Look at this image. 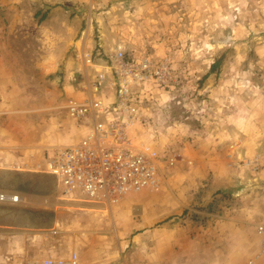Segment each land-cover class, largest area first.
Wrapping results in <instances>:
<instances>
[{
  "label": "rangeland",
  "instance_id": "obj_1",
  "mask_svg": "<svg viewBox=\"0 0 264 264\" xmlns=\"http://www.w3.org/2000/svg\"><path fill=\"white\" fill-rule=\"evenodd\" d=\"M54 10L61 11L63 16L58 19L70 25L72 18L67 16L68 12L81 11L78 18L83 26L82 32L75 34L73 40L70 39L73 46L60 54L61 57H51L53 51L50 49L47 60L51 57L50 60L59 63L47 62L42 66L28 64V57L36 58L33 55L40 50L37 43L42 40L43 34L41 28L37 27L44 23L52 26L58 22L52 21L51 13ZM0 11V35L4 27L14 24L16 17L22 24L26 21L30 28L27 33L17 34L27 41L19 57L15 52L5 53L0 49V76H18L12 82L0 77V154L11 152L21 158L0 161L5 168H29L16 163L22 164L27 158H30V163H36L43 157L48 135H52L57 128L58 132L64 133L77 128L60 106L75 91L81 93L84 76H95V72L102 70L103 66L111 65L112 56L119 48L133 59L149 56L157 61L168 60L176 76V81L165 90L148 88L146 94L155 96V102L148 100L149 95H142V109L152 104V107H158V112H150V118L142 115L132 131L135 147L147 144L158 152L159 173L164 188L166 178L175 176L171 170L176 167L181 168L183 174L186 171L189 174L190 169L200 170L197 166L201 163L195 166L194 163L179 160L180 150L184 148L177 149L178 146L171 143L175 136L184 137L188 132L195 131V137L199 136L211 115V120L216 121L225 117L224 120L229 122L233 120L234 114L236 119H241L240 132H234L232 126L229 128L226 125L230 131L227 136L230 137L226 139L224 148L231 154L234 151L231 150L232 142L236 140L238 145L234 144V147L240 146V153L251 152L264 157V0H0ZM43 14H47L45 20L41 17ZM68 38L69 34L63 31L46 32V40L51 47H57L60 39L65 42ZM81 40L86 41V52L93 57L94 66L85 62L87 69L79 58L81 52L75 46ZM9 44L7 42V46ZM221 55L224 57L211 76L223 77L204 82L202 76H208L212 63ZM18 59L20 62H17ZM21 60H25V64ZM22 74L28 75L27 80L21 79ZM11 83L17 85L18 89L13 88ZM209 85L216 89L214 97L208 96L211 94L207 91ZM102 96L108 102L114 100L110 87L103 91ZM217 110L218 114L215 113ZM144 120L148 124H144ZM184 127H188L187 133ZM246 139L251 141L244 143ZM51 140L54 142V138ZM76 141L74 135L62 136L61 141L57 140L65 147L77 145ZM245 162L247 158L238 160L237 164L244 166ZM40 165H34L40 172L32 176L7 171L0 174V192L16 191L23 197H26L23 191L34 192L39 196L46 194L47 202L56 206L64 205L59 201L62 199L78 203L76 206L79 207L91 206L87 199L78 194L61 196L62 199H58V195L52 196L51 187L57 185L56 181L42 174ZM260 167L264 171V163ZM244 176H250L249 172L241 177ZM190 177L172 179L175 184L172 200L166 199L167 207L163 209L164 215L161 217L167 218L163 222L172 219L168 225H172L174 232L180 229L177 232L182 238L190 236L192 248L196 250L190 258L193 264H243L246 260L247 264H264L260 238L257 260L250 261L249 248L252 246L249 241L236 246L235 250L232 243L224 239L233 225L225 228L220 224L219 217L223 216L224 208L230 213L237 211L242 204L240 197L220 195L218 198V193L209 196L207 192L213 184L212 178L200 180L202 184L195 193L189 192V186L185 189L184 186L191 182ZM246 178L241 179L246 181ZM249 182H254L253 177ZM260 194L257 198L252 197L253 202H250L257 203V207L262 209L264 194ZM29 197L46 200L32 195ZM155 197L134 193L116 206L99 205L97 214L100 219L106 218L108 224H99L97 233L106 232L102 230V227H106L109 233L114 234L113 250L118 255L115 264L154 263V231L159 224L155 208L158 200ZM257 209L254 210L255 219L259 221H253L252 227H246L249 236L254 231L258 235V223L264 219V212ZM60 215L59 230L74 234L75 237L80 232L79 224L75 220L73 225L67 223L68 217L63 211ZM55 218V214L42 211H35L32 215L19 214L22 226L32 225L36 228L52 227ZM142 233L144 239H136L137 234ZM121 236L126 237L122 239ZM123 240H130L126 251L123 249ZM239 250L243 251L239 253Z\"/></svg>",
  "mask_w": 264,
  "mask_h": 264
},
{
  "label": "crops",
  "instance_id": "obj_2",
  "mask_svg": "<svg viewBox=\"0 0 264 264\" xmlns=\"http://www.w3.org/2000/svg\"><path fill=\"white\" fill-rule=\"evenodd\" d=\"M76 15H71L75 14ZM79 13L81 11H72L68 12L67 16L72 18V23L67 24L65 20H59V16H63L62 12L59 10H54L51 13L52 21L56 20L57 23L50 26L49 23H44L43 26L40 25L37 28H41L42 40L37 43L40 46V50H37L36 54L33 55L38 59L33 58L32 56L28 57V64H38V65H45L48 63H59L58 61L50 60L51 57L55 55H59L64 53L66 49H71L73 46V37L75 34L82 32L83 26L81 25V20L78 18ZM2 16V11H0V17ZM16 17V16H15ZM42 19L47 18L46 15L41 16ZM26 21L22 24L20 21H17V17L14 19V24L10 23L9 26L4 27L2 30V34L0 35V49H3L5 53L15 52V54L19 57V53L23 49V46L26 44L27 41L24 38H20L18 32L27 33L29 32V25ZM7 29V30H6ZM65 32L69 34V38L65 42H61L62 40L58 41L57 47L50 46L48 44V40H46V32ZM1 32V31H0ZM8 34V35H7ZM7 42H10L9 46H7ZM83 42V43H82ZM15 43L17 45H15ZM81 43V44H80ZM80 44V45H79ZM55 45V43L53 44ZM79 45V46H78ZM86 41L81 40V42H76L75 46L78 48L80 53V59L83 60V64L85 69H87V64H85L84 56L88 53L86 52ZM22 46V47H21ZM37 46V47H38ZM101 47V46H100ZM99 47V48H100ZM33 48H36L33 46ZM50 49L53 53H50ZM101 49V48H100ZM51 57L48 59L49 55ZM100 54V53H99ZM35 59V61H34ZM23 64H25V60H21ZM17 62H20L18 59ZM108 62V61H106ZM210 71V70H209ZM209 73V72H208ZM213 73H209L208 76H202V80L204 82L208 81H215L217 79H221L223 76H211ZM96 74V72H95ZM27 74L20 75L21 79L27 80ZM96 76V75H95ZM2 78H8L11 82L12 80H16L18 76H0ZM16 77V78H14ZM86 77L84 76V85L86 82ZM13 88H17V85L11 83ZM211 85L207 87L208 93H211L208 96L214 97V89L213 87L210 88ZM213 86V85H212ZM85 87V86H84ZM83 90L75 91V94H72L71 98L74 99H83L86 96ZM1 88V86H0ZM6 89V87H5ZM18 89V88H17ZM69 99V97H68ZM114 99V98H113ZM65 105V104H64ZM60 106V107H64ZM147 109H143V115L150 118V112H158V107H152V104L145 105ZM149 106L151 108L149 109ZM157 109V110H156ZM218 111L215 112L218 114ZM66 113V111L64 110ZM68 116V114L66 113ZM210 116V115H209ZM69 117V116H68ZM219 117V116H218ZM217 117V118H218ZM71 118V117H69ZM213 117L212 115L205 121V125L202 131L196 136L197 132H188V127H184L186 131V135L183 137L181 135L175 136L171 144L178 146L177 149L184 148L181 152L179 160L185 161L188 163H194L197 166L198 163H201L200 170L190 169V173L183 174L182 169L176 167L175 170H171V174L174 173L175 176L166 178V187L161 190L159 193L151 194L149 191H142L136 194H145V195H154L156 196L157 202H155L156 208V215H159V224L155 227L154 231V239H153V252H154V263L153 264H193V261L190 259L191 256L196 253V250L192 248V241L190 236L186 235V237L182 238L179 236L178 232L180 229L174 232L172 225H168V222L171 223L172 219L168 222H163L167 218H162L164 215V210L167 207V198H172L173 191H174V183L173 178L179 177L182 179L184 176H192L190 177L189 184L184 186V189L189 186V192L195 193L198 186H201L200 180H206L208 178H212L213 184H211L210 189L208 190V195L210 196L212 193H218L217 197L219 198L220 195L222 197H231L238 196L242 202L241 206L238 207L237 211L230 213L227 211L226 208L222 210L223 216L219 217V222L223 226L233 225L231 227V231L229 232L228 236L224 238L228 242L232 243V246L235 248L238 245H242L249 241L252 247L249 248V261L255 260L258 255L259 247V237L254 231L252 236H249L246 233L247 226H253V221H259L257 218L255 219V209L258 208L259 211L261 210L264 212V205L263 208L257 207L256 205L251 203L253 202L252 197L257 198L258 193L261 192L259 196L264 194V171H261L260 165L264 163V157L258 156L254 153L247 152V153H240L239 147L235 146L238 145V142H232L231 150L233 149V153L229 152V150L225 149L226 146V139L230 137L227 136L229 134V130L226 129V125L230 128L232 126L233 131L240 132L241 130V119H236V115L234 114L233 120L225 121V117L222 119L221 117L219 120H211ZM72 119V118H71ZM77 128L74 127L72 130L67 132H58V128L52 135H48L46 137V148L43 152V157L39 160L33 158V160L37 161L36 163H30V158L23 160L25 161L22 164L17 165H26L29 168H5L2 164H0V174H3L5 171L9 173H16L22 172L28 175H33L34 173L38 174L37 169L34 165L41 164V170L43 169V164L45 160V156L47 150L61 146L58 139L61 141V137L68 135H74L77 138L75 143H80V141L87 135L89 125L85 122H78L72 119ZM191 137L192 139H189ZM54 138V142L51 140ZM2 141V139H0ZM251 140L246 139L244 143H249ZM243 158H247V162H245L244 166L237 164V161ZM16 160L21 159L18 157L17 154L14 153H3L0 154V161L5 160ZM234 161V162H233ZM236 161V162H235ZM237 166H239L237 168ZM244 167V168H242ZM8 169V170H7ZM245 172H249L250 176L247 177L246 181L242 180L241 177L244 175ZM47 178L56 181L55 186H52V196L58 195V199H62L61 196H65L63 193L62 188L59 186L57 179L45 172H41ZM163 175V174H162ZM254 182H249L252 179ZM171 179V180H170ZM179 182V179H178ZM262 190V191H259ZM26 193V197L20 196L18 192H9L5 193L8 195H16L19 197V202L12 203V202H0V264H40L44 259L47 258H64L68 260L73 253L78 254L80 261L82 264H115V257L118 255L114 254L113 246H114V234L109 233L106 227H102V230L106 232L97 233L99 229V224L107 223L108 220L106 218L100 219L97 212L99 211L100 206H110L105 202H94L88 200L91 206H84L79 207L78 203H72L67 201L59 200L60 202L64 203V205L50 204L47 202L46 194L39 196L34 192L23 191ZM184 192V191H183ZM257 192V193H256ZM2 193V192H0ZM4 194V193H2ZM36 194V195H35ZM29 195L37 196L45 198L46 200H34L33 197H29ZM133 195V194H130ZM68 196V195H66ZM129 196V195H128ZM127 197V196H126ZM125 197V198H126ZM39 199V198H38ZM251 199V200H250ZM172 200V199H171ZM251 201V202H250ZM20 202L22 204L18 205ZM47 204V205H46ZM98 205V206H97ZM100 205V206H99ZM112 206V205H111ZM116 206V205H114ZM79 207V208H78ZM113 208V207H112ZM164 209V210H163ZM257 209V210H258ZM77 210V211H76ZM256 210V213H258ZM35 211H42L52 213L56 215L55 221L53 222L52 227H43V228H36L32 225L30 226H22L19 221V214L26 213L32 215ZM61 211L65 212L66 216L68 217L67 223L73 225V220L79 224L80 227L77 234H69L67 231L59 230V225L61 223L60 214ZM79 211V212H78ZM80 212L82 216H80ZM58 215H60L58 217ZM233 215V217H232ZM87 216L88 218H85ZM162 216V217H161ZM232 218V219H231ZM232 220L231 222L229 220ZM112 223L113 220L111 219ZM239 221V222H238ZM163 222V223H162ZM261 222V221H260ZM108 224V223H107ZM260 225H264V219H262ZM258 224L255 226L257 227ZM66 225V224H65ZM170 226V229H169ZM240 228V232L238 228ZM224 228V229H225ZM70 229V228H68ZM110 231V230H109ZM72 233V232H71ZM188 233V232H187ZM244 234V235H243ZM78 236V237H77ZM142 234H137L136 239L142 240ZM124 239L126 236H121ZM144 239V238H143ZM135 240V239H133ZM188 241V243H187ZM253 241V242H251ZM129 241L123 240V249L126 251L129 247ZM189 245V247L187 246ZM236 250V248H235ZM243 250H239L241 253ZM203 251L201 250V253ZM264 256V252L262 254ZM257 260V259H256ZM264 261V260H263ZM247 264V260L243 263ZM256 264H258L256 262Z\"/></svg>",
  "mask_w": 264,
  "mask_h": 264
},
{
  "label": "built area",
  "instance_id": "obj_3",
  "mask_svg": "<svg viewBox=\"0 0 264 264\" xmlns=\"http://www.w3.org/2000/svg\"><path fill=\"white\" fill-rule=\"evenodd\" d=\"M84 57L88 65L94 66L91 54ZM175 81L168 60L157 61L149 56L133 59L119 48L111 65L103 66L96 76L86 77L85 98H69L63 107L72 119L88 123L87 135L77 145L47 150L42 171L57 179L65 195L78 194L109 205L130 194L161 191L160 156L150 145L135 147L132 131L143 115L142 95L148 88L165 90ZM107 87L114 94L110 102L102 96ZM150 95L148 100L155 102V96ZM0 202L17 203L19 197L0 193ZM257 233L264 249V225L258 226ZM40 264L82 263L73 253L68 260L47 258Z\"/></svg>",
  "mask_w": 264,
  "mask_h": 264
},
{
  "label": "trees",
  "instance_id": "obj_4",
  "mask_svg": "<svg viewBox=\"0 0 264 264\" xmlns=\"http://www.w3.org/2000/svg\"><path fill=\"white\" fill-rule=\"evenodd\" d=\"M223 55H221V57H219L214 63H212L211 67H210V71L209 73H213V72H216L217 71V68L219 67L220 65V61L223 59ZM208 73V74H209ZM207 74V75H208Z\"/></svg>",
  "mask_w": 264,
  "mask_h": 264
}]
</instances>
